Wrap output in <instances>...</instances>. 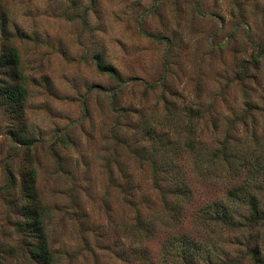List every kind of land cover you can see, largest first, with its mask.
<instances>
[{"label": "clouds", "instance_id": "clouds-1", "mask_svg": "<svg viewBox=\"0 0 264 264\" xmlns=\"http://www.w3.org/2000/svg\"><path fill=\"white\" fill-rule=\"evenodd\" d=\"M0 264H264V0H0Z\"/></svg>", "mask_w": 264, "mask_h": 264}, {"label": "rangeland", "instance_id": "rangeland-1", "mask_svg": "<svg viewBox=\"0 0 264 264\" xmlns=\"http://www.w3.org/2000/svg\"><path fill=\"white\" fill-rule=\"evenodd\" d=\"M117 43H118V41H117ZM257 119H259V117H257Z\"/></svg>", "mask_w": 264, "mask_h": 264}]
</instances>
